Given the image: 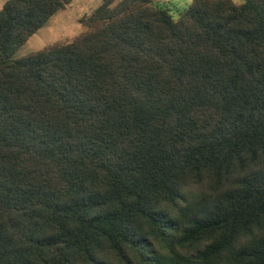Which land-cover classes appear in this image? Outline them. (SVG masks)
Wrapping results in <instances>:
<instances>
[{"label": "trees", "instance_id": "obj_1", "mask_svg": "<svg viewBox=\"0 0 264 264\" xmlns=\"http://www.w3.org/2000/svg\"><path fill=\"white\" fill-rule=\"evenodd\" d=\"M70 1L0 6V264H264V0H101L13 55Z\"/></svg>", "mask_w": 264, "mask_h": 264}, {"label": "rangeland", "instance_id": "obj_2", "mask_svg": "<svg viewBox=\"0 0 264 264\" xmlns=\"http://www.w3.org/2000/svg\"><path fill=\"white\" fill-rule=\"evenodd\" d=\"M4 0H0V6ZM101 0H71L64 8L57 10L48 20L33 32L14 52V56H21L28 52L41 48L56 40H70L78 33L84 31L85 26L80 18L88 15ZM166 6L173 18H177L180 10L186 8L191 0H154ZM241 1V0H235ZM214 182V178L206 176L201 183L191 184L188 190L191 194H200L209 190V185ZM264 231V219L253 227V233L258 234ZM247 237L234 248L237 249L246 242ZM189 246V247H187ZM197 245H178L179 250L193 251ZM233 253V252H232ZM229 250L221 253V259L228 264H236V254ZM134 260V259H133Z\"/></svg>", "mask_w": 264, "mask_h": 264}]
</instances>
